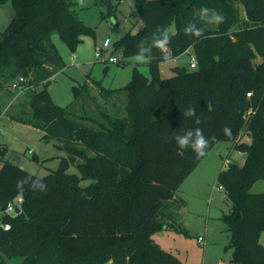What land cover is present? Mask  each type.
Here are the masks:
<instances>
[{
	"label": "trees",
	"instance_id": "trees-1",
	"mask_svg": "<svg viewBox=\"0 0 264 264\" xmlns=\"http://www.w3.org/2000/svg\"><path fill=\"white\" fill-rule=\"evenodd\" d=\"M6 1L13 13L0 31V86L7 84L17 95L13 85L24 78L30 108L18 112L27 118L13 120L41 130V140L55 141L65 156L45 177L0 158V224L10 225L8 230L0 225V264H183L152 234L170 228L168 220L185 205L176 192L217 142H230L245 155L241 166L227 159L217 176L231 203L229 213L219 217L230 236V263L264 264V193L251 192L264 181V0H134L142 28L116 40L114 50L133 57L142 39L151 42L157 29L166 30L171 41L165 54L173 59L191 49L196 65L174 67L173 76L162 78V54L153 48L149 77L133 68L124 87L94 82L106 108L87 82L72 87L73 100L65 106L53 104L46 92L49 79L63 69L51 36L57 34L70 51L83 36H94L72 2L0 4ZM201 6L223 12L225 22L200 21L194 14ZM190 21L203 29L202 38L185 35ZM38 85L44 88L36 92ZM42 104L47 107H38ZM188 106L196 108L209 139L198 159L168 139L196 127L183 116ZM71 166L78 175L68 173ZM25 178L36 182L35 192L27 185L17 188V180ZM82 180L91 183L82 188ZM17 196L21 212L3 214Z\"/></svg>",
	"mask_w": 264,
	"mask_h": 264
},
{
	"label": "rangeland",
	"instance_id": "rangeland-1",
	"mask_svg": "<svg viewBox=\"0 0 264 264\" xmlns=\"http://www.w3.org/2000/svg\"><path fill=\"white\" fill-rule=\"evenodd\" d=\"M70 1L74 14L94 30V36H83L75 51H70L57 34L51 36L63 62V69L49 79L46 92L53 104L65 106L73 100L72 87L87 82L95 101L106 108L94 82L107 89L124 87L131 79L133 68L149 77L147 64L134 62V56L122 57L120 50L113 48V43L126 33L138 32L142 23L138 19L134 0H84L83 6L78 0ZM12 13L10 1L0 4V31L7 27ZM105 39L110 40L108 52L105 51L97 60L96 47L101 46ZM109 56L115 57L118 62L107 63L105 60ZM191 58L195 59L189 49L169 62H161V77L173 76L174 67L191 70ZM43 88V85H38L36 92ZM17 95L7 84L0 86V158L3 157L38 177H45L58 168L65 153L56 147L55 141L41 140V131L30 127H26L30 132L23 131L22 125L13 120V117L27 118L23 110L21 114L18 112L21 107L27 110L30 106L29 93L21 92ZM84 103L90 108L93 107L90 100ZM249 141V137L245 135L243 142ZM29 150L34 152V155ZM227 159L241 166L245 155L232 149L230 142H217L195 169L193 178L199 174L195 179L196 184L192 188V183H187H190L184 196L188 203L187 208L183 205L176 215H172L173 218L168 220L170 228L152 234L154 242L161 249L173 254L183 264H232V249L226 247L230 236L219 218L222 214L229 213L231 203L217 183L219 170L227 167ZM68 173L78 175L74 166L69 168ZM90 183L89 180H82L80 187H87ZM251 192L264 193V181L256 182ZM198 236L204 238V248L198 243ZM260 243L264 245V232L260 235ZM8 264H20V260H12Z\"/></svg>",
	"mask_w": 264,
	"mask_h": 264
},
{
	"label": "clouds",
	"instance_id": "clouds-1",
	"mask_svg": "<svg viewBox=\"0 0 264 264\" xmlns=\"http://www.w3.org/2000/svg\"><path fill=\"white\" fill-rule=\"evenodd\" d=\"M81 6L84 5V0H78ZM211 16L209 17V13ZM195 17L206 24L219 25L225 22V15L214 8H209L207 6H201L198 11L194 14ZM186 36L202 38L204 35L203 29L197 27L195 21H190L183 29ZM171 36L166 30L157 29V33H154L151 37V42L148 39H142L138 45V51L132 58L134 62L139 64H147L152 59L153 48L159 49L162 54L163 62H169L172 57L165 54L170 44ZM147 45V46H146ZM147 53V55H145ZM184 118H191L196 127L187 129L181 135L180 133H174L169 140H174L179 149H191L195 154L196 158H200L206 154V149L209 146V139L203 134V130L199 125L202 120L196 114V108L194 106H188L183 113ZM223 133L226 137L232 136V130L229 126L223 128ZM30 178L18 179L17 188L23 190L25 185L31 188L32 191H36V182L29 183ZM43 188V185H40Z\"/></svg>",
	"mask_w": 264,
	"mask_h": 264
},
{
	"label": "built area",
	"instance_id": "built-area-1",
	"mask_svg": "<svg viewBox=\"0 0 264 264\" xmlns=\"http://www.w3.org/2000/svg\"><path fill=\"white\" fill-rule=\"evenodd\" d=\"M110 46V40L109 39H105L102 43L101 46L96 47V53H95V59H99L104 52H108L107 48H109ZM74 58L76 56H73ZM107 63H116L118 62V60L113 57V56H109L107 58V60H105ZM196 65L195 59L191 58L189 60V67L191 69H194ZM24 78L20 77L18 79V81L13 85V88L18 91V93H21L27 89H30V87H25L24 86ZM32 89V88H31ZM31 153V151H29ZM228 163V160H226V164ZM21 204H22V197L21 196H17L12 202L8 203L6 208L4 209L3 214H7L9 216H17L20 212H21ZM16 209L19 210V212H16ZM1 227L3 228V230H8L10 229V225L9 224H0ZM198 243L200 244V246L202 248L205 247V242H204V238L202 236H198Z\"/></svg>",
	"mask_w": 264,
	"mask_h": 264
},
{
	"label": "crops",
	"instance_id": "crops-1",
	"mask_svg": "<svg viewBox=\"0 0 264 264\" xmlns=\"http://www.w3.org/2000/svg\"><path fill=\"white\" fill-rule=\"evenodd\" d=\"M76 58V57H75ZM18 96V95H17ZM16 123H19V122H17V121H15ZM19 124H21L22 126V130L23 131H27V132H30L31 130L29 129V128H26V127H30V126H28V125H25V124H22V123H19ZM30 128H32V127H30ZM25 129H27V130H25ZM33 129H35V128H33ZM36 130H38V129H36ZM39 131H41V130H39ZM43 135V132L41 131V136ZM41 136H40V138H41ZM1 151V150H0ZM29 151H31V150H29ZM31 154L32 155H34V152H32L31 151ZM3 158V157H2ZM4 159V158H3ZM4 160H6V159H4ZM8 161V160H7ZM0 166H1V160H0ZM199 165H197V167H198ZM196 167V168H197ZM195 168V169H196ZM195 169L191 172V174L183 181V183L181 184V186L179 187V189H178V191L176 192V197L177 198H179V199H181V200H183L184 202H185V205H186V208H187V206H188V203H187V201L184 199V196L187 194V192L188 191H186V189L188 188V185H190V183H192L191 185H190V187H192V186H194V184H196V182H197V180L195 181V179H196V177L199 175V174H197V176H194L195 178H193V173H194V171H195ZM222 169V168H221ZM220 169V170H221ZM219 170V171H220ZM200 173V172H199ZM188 181H190V183L189 184H187L188 183ZM192 181V182H191ZM193 188V187H192ZM182 209V208H181ZM180 211V209L179 210H177V211H175L174 212V214L176 215L178 212Z\"/></svg>",
	"mask_w": 264,
	"mask_h": 264
},
{
	"label": "water",
	"instance_id": "water-1",
	"mask_svg": "<svg viewBox=\"0 0 264 264\" xmlns=\"http://www.w3.org/2000/svg\"><path fill=\"white\" fill-rule=\"evenodd\" d=\"M26 46H27V48L29 49V45L28 44H26ZM47 107V105L46 104H42V105H40V108H46ZM16 212L18 213L19 212V210L18 209H16Z\"/></svg>",
	"mask_w": 264,
	"mask_h": 264
}]
</instances>
